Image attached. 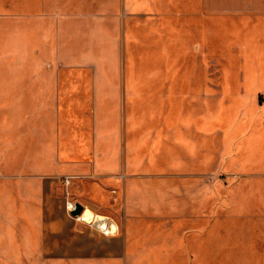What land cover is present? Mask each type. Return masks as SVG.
<instances>
[{"label": "rangeland", "instance_id": "rangeland-1", "mask_svg": "<svg viewBox=\"0 0 264 264\" xmlns=\"http://www.w3.org/2000/svg\"><path fill=\"white\" fill-rule=\"evenodd\" d=\"M45 1L47 14L43 0L15 2L13 50L21 71H53L49 173L30 187L33 179L20 172L18 221L11 227L5 211L0 220V264H202L203 236L210 231L208 260L219 264L215 230L260 227L254 203L260 189L250 171L227 165L237 136H230L219 114L234 93L221 87L217 51L204 57L189 49L197 29H188L187 1L174 0V19L173 0ZM66 19H75L79 30L87 27L88 40L99 45V52L86 54L90 60L72 65L59 57V21ZM43 25L51 37V50L44 53L40 43L27 39L29 29L39 35ZM247 41L253 55L264 54V27ZM172 42L178 44L173 57ZM242 42L235 38L230 45L226 67L233 71L243 68ZM106 67L115 73L114 87L105 93L110 107L100 116L99 93L86 86L89 70ZM256 101L264 102V94ZM78 168L83 174L71 172ZM8 178L2 179L3 197L14 191ZM43 195L50 217L64 212L70 225L59 220L49 227L41 219ZM68 201L116 226L105 232L93 219L78 220ZM28 205L36 212L34 222L25 218Z\"/></svg>", "mask_w": 264, "mask_h": 264}, {"label": "crops", "instance_id": "crops-1", "mask_svg": "<svg viewBox=\"0 0 264 264\" xmlns=\"http://www.w3.org/2000/svg\"><path fill=\"white\" fill-rule=\"evenodd\" d=\"M186 1L185 18L188 29H197L192 31V38L187 43L189 49L192 53L204 57L217 51L216 53H219L217 58L222 63V67L218 69L223 77L221 87L234 93L231 95L234 100H231L226 109L219 114L220 119L228 124L230 136L233 134L237 136L229 146L230 156L227 157V165L241 171H250L254 180L253 187L260 189L254 201L259 208L256 218L262 221L260 227L215 230L219 237L217 240L219 264H264V102L256 101L259 94H264V54L253 55L247 48L249 43L247 40H252L257 31L264 27V0ZM15 2L17 0H11L9 5L5 0H0V220L4 219L2 214L5 211L8 217L6 216L4 221L10 220L11 227L19 218L17 179L20 172L26 171L25 177L33 179L29 183L30 187L39 183L36 179L49 173L47 157L50 151L49 122L53 74L50 67L27 68L22 71L17 67L18 54L13 50V45L18 40L19 27ZM46 4L49 2L43 0L42 11L47 14L46 10L51 9ZM177 7L173 0L171 5L173 19L179 17ZM6 10L10 13L4 14ZM46 17L42 19L45 20ZM43 28L42 34L39 35L33 32L30 35L31 29L28 28L27 39L40 43L44 53L45 50H51V37L45 25ZM86 31L87 27H80L79 30L75 19L59 21V57H64L69 64L75 65L90 60L86 54L99 52V45L91 44ZM235 38L243 41L238 56L244 62L243 68L233 71L226 67L228 66L226 63L230 62L232 56L230 45ZM213 43L222 50H218ZM176 45L178 44L175 42L170 45L171 57L175 53ZM78 57L81 58L77 59ZM89 72L92 80L86 87L93 95L94 92L99 93V99L98 95L96 96L95 107L101 109L100 116H104L103 109L110 107L107 101L109 97L105 93L113 89L115 73L107 67L91 69ZM57 75H60L59 70ZM137 75L141 81L145 77V72L140 70ZM137 75H134V78ZM232 82L236 88H233ZM237 92L240 94L237 95ZM248 98L250 100H247ZM74 171L78 174L84 172L81 168L72 169L71 172ZM29 172L33 175L29 176ZM4 177H9L14 188L12 194L8 195L6 192L5 197L2 194ZM46 203L48 204L47 197L43 195L41 219L47 221L49 227L52 224L56 226L59 220H65L70 225L71 220L64 212L60 217L52 219L46 209ZM25 213L27 220L34 222L37 219L35 210L29 205ZM210 235L211 231L203 236L202 264H210L207 252L211 243Z\"/></svg>", "mask_w": 264, "mask_h": 264}, {"label": "bare ground", "instance_id": "bare-ground-1", "mask_svg": "<svg viewBox=\"0 0 264 264\" xmlns=\"http://www.w3.org/2000/svg\"><path fill=\"white\" fill-rule=\"evenodd\" d=\"M230 139V138H229ZM100 216H102V215H95L94 216V214H92V212H90L88 209H85L84 210V212H83V214L81 215V216H79V218H77V219H81V220H85V221H87V222H91L92 221V219L96 222V224H98L100 227H102V226H104L105 227V225L108 227V226H112V227H115L116 225L112 222V221H110L109 219H108V217H106V216H102V217H104L102 220H99L98 219V217H100ZM108 220L110 221L109 222V224H108ZM210 246V245H209ZM208 246V247H209ZM204 250V249H203Z\"/></svg>", "mask_w": 264, "mask_h": 264}, {"label": "water", "instance_id": "water-1", "mask_svg": "<svg viewBox=\"0 0 264 264\" xmlns=\"http://www.w3.org/2000/svg\"><path fill=\"white\" fill-rule=\"evenodd\" d=\"M85 209V206L81 204L80 202L75 203V208L70 211V214L74 217L80 215ZM104 217L100 216L98 217L99 220H102Z\"/></svg>", "mask_w": 264, "mask_h": 264}, {"label": "built area", "instance_id": "built-area-1", "mask_svg": "<svg viewBox=\"0 0 264 264\" xmlns=\"http://www.w3.org/2000/svg\"><path fill=\"white\" fill-rule=\"evenodd\" d=\"M75 208V203L74 202H70V201H68L67 202V209L69 210V212L71 211V210H73ZM84 212V211H83ZM83 212L80 214V215H82L83 214ZM80 215H78V216H76V218H79V216ZM79 220V219H78ZM81 220V219H80ZM85 221V220H84ZM92 222H94V223H96L95 221H92ZM98 225V224H97ZM99 226V225H98ZM100 227V226H99ZM101 229H103V230H105V232H110V230H111V228H113L112 226H106L105 225V227L104 226H102V227H100Z\"/></svg>", "mask_w": 264, "mask_h": 264}]
</instances>
